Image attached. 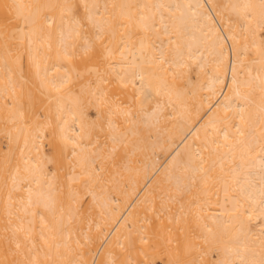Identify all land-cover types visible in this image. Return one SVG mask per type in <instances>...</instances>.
Returning a JSON list of instances; mask_svg holds the SVG:
<instances>
[{"label": "bare ground", "instance_id": "6f19581e", "mask_svg": "<svg viewBox=\"0 0 264 264\" xmlns=\"http://www.w3.org/2000/svg\"><path fill=\"white\" fill-rule=\"evenodd\" d=\"M262 30L264 0H0V264H264Z\"/></svg>", "mask_w": 264, "mask_h": 264}, {"label": "rangeland", "instance_id": "374dc122", "mask_svg": "<svg viewBox=\"0 0 264 264\" xmlns=\"http://www.w3.org/2000/svg\"><path fill=\"white\" fill-rule=\"evenodd\" d=\"M262 33H264V30H262ZM0 144L2 145V148H4V149L6 147H8V141H7V138L5 137L3 131H0ZM46 148L49 151V147L46 146ZM8 179H9V170L6 172V180H8ZM238 264H244V263L240 262Z\"/></svg>", "mask_w": 264, "mask_h": 264}]
</instances>
